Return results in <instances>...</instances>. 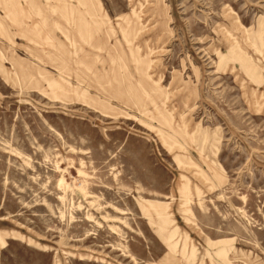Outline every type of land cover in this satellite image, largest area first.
<instances>
[{
	"label": "rangeland",
	"instance_id": "1",
	"mask_svg": "<svg viewBox=\"0 0 264 264\" xmlns=\"http://www.w3.org/2000/svg\"><path fill=\"white\" fill-rule=\"evenodd\" d=\"M0 264H264V0H0Z\"/></svg>",
	"mask_w": 264,
	"mask_h": 264
},
{
	"label": "bare ground",
	"instance_id": "2",
	"mask_svg": "<svg viewBox=\"0 0 264 264\" xmlns=\"http://www.w3.org/2000/svg\"><path fill=\"white\" fill-rule=\"evenodd\" d=\"M60 183H63L61 180H60ZM67 187V186H66ZM194 256V255H193ZM191 260H193V259H191Z\"/></svg>",
	"mask_w": 264,
	"mask_h": 264
}]
</instances>
